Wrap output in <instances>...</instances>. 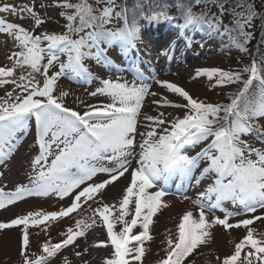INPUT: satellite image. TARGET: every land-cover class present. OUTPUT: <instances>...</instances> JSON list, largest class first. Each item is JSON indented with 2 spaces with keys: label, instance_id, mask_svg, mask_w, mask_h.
<instances>
[{
  "label": "snow or ice",
  "instance_id": "1",
  "mask_svg": "<svg viewBox=\"0 0 264 264\" xmlns=\"http://www.w3.org/2000/svg\"><path fill=\"white\" fill-rule=\"evenodd\" d=\"M229 2L231 7H226L224 0H213L216 13L203 9L197 13L192 10L195 0L188 3L178 0L179 15L173 16L167 4L150 3L145 11L142 4L129 9L118 5L116 0H53L54 6L61 9L59 16L65 21L64 30L38 35L35 29L46 20L35 11L34 5H0V14L19 15L23 19L27 13L33 20L29 30L0 15V34L11 37L16 49L7 56L11 66H0V87L13 86L0 96V159L14 151L20 139L18 134L26 133L33 120L39 147V154L32 160L35 175L30 177L31 186L20 184L12 192L0 188V209L25 197L49 192L60 199L71 197V202L58 210L29 211L0 222V230L19 228L21 264H50L69 246H73L72 254L79 264H90L85 258L90 254L89 247L76 250L79 247L76 242L79 238L87 239L88 230L97 224V219L106 229V239L91 247L111 249L103 264H143L145 242L153 240V217L162 207H168L163 200L166 186L176 176L180 178L177 192L205 179L210 183L194 201L199 205L198 218H194L192 211L183 213L175 235L170 233L162 241L166 244L165 255L156 264H184L194 250L208 243L210 229L216 225L225 230H245L230 254L216 257L218 264H264V235L258 236L252 227L255 221L264 219L255 215L258 208L264 210V148L252 147L243 139L253 131L264 132L258 124L264 118V75L255 59L242 71L216 67L196 70L197 77H215L214 87L242 85L230 93L227 103L198 100L175 83L157 80L161 87L185 102H173L162 96L152 104L157 108L182 109V114L165 115L157 111L156 115H149L143 111L145 98L157 95L150 91V85L118 79H103L102 86L90 94L110 97V103L89 104L83 113L65 106L63 98L67 92L54 94L62 76L92 78L85 59L112 65L107 56L109 48L118 46L123 53L135 49L142 42V28L153 23H168L181 36L187 31H200L210 37L228 36L226 46L247 52L244 45L252 37L247 29L252 27L257 13L247 0ZM225 15L231 17L227 25L223 23ZM177 20L182 23H176ZM61 56L66 60L61 61ZM56 63L59 71L49 75V69ZM17 69L22 70L19 75ZM242 72L248 74L246 79ZM37 74L42 80L37 79ZM137 75L142 76L139 72ZM141 128L146 130L140 131ZM202 143L204 146L195 155L187 154V149ZM126 174L130 181L119 206L104 203L101 197L106 187ZM225 201L240 206L252 218L232 223V213L225 210L223 218L209 219L205 210L220 209ZM81 209L90 214L81 215L74 225L62 231L63 239L58 242L46 239L37 251H32L30 225H45L46 233L48 222L70 218ZM129 216L130 220L126 218ZM117 222L122 225L118 231ZM138 225L141 230L134 232ZM60 264L72 261L63 256Z\"/></svg>",
  "mask_w": 264,
  "mask_h": 264
},
{
  "label": "rangeland",
  "instance_id": "2",
  "mask_svg": "<svg viewBox=\"0 0 264 264\" xmlns=\"http://www.w3.org/2000/svg\"><path fill=\"white\" fill-rule=\"evenodd\" d=\"M3 3H11L15 6L21 5H34L35 11H37L46 22L39 28L35 29V34H39L42 31H56L55 27L60 23L59 7L54 6L53 0H0V5ZM41 4L48 5L47 7H41ZM7 20L21 24L22 26L32 30L33 20L31 17L24 13V18L21 19L19 15L13 16L8 13L0 14ZM146 25V23H145ZM149 26H151L150 29ZM147 33L150 35L151 41L155 42L156 46L151 49H147L145 59L150 63L149 69H138L134 72H129L126 66H121L120 70L113 71L98 66L91 72L92 78L80 82V77L71 81L67 77L62 76L57 81L55 95L59 96L62 91L67 92L68 95L63 98L65 106L71 107L77 111L83 113L86 110V106L89 104L100 105L110 103V97L105 95H90L97 88L101 87V81L103 79L120 80L121 82L127 81L128 83L135 82L139 84L150 85V91L156 93V96H148L145 98V106L143 111L149 115H156L157 111H162L167 115L172 113L173 115L182 114V109H175L172 107H160L152 104L153 100L160 99L162 96L167 97L168 100L184 103L182 97H179L175 93L169 92L166 88L161 87L157 80L169 81L183 87L188 91L193 98L203 100L209 103H217L223 101V93L225 86H213L216 84V78L209 79L205 76H196V70L199 68H220L226 67L225 62L227 59L222 54L215 50L206 52L205 48H202L203 53H200V48L196 43H187L183 50L185 54L184 59L178 56V49L174 52L169 59H166V54L170 50H175L173 41L168 35V23L160 22L153 23L145 26ZM152 30V32L150 31ZM176 41V40H175ZM171 42V43H170ZM170 44V45H169ZM174 45V46H173ZM203 47V46H202ZM16 50L14 47V41L6 34H0V66H11V62L7 60V56L11 51ZM180 50V47H179ZM166 52V54H165ZM177 53V54H176ZM112 56H115V60L121 59L119 52H112ZM124 60V59H123ZM46 62V61H45ZM127 69V70H126ZM224 70V69H223ZM22 70L17 69V75ZM26 71V70H24ZM59 71V63L54 64L49 69V75ZM137 72L142 74L138 76ZM37 79L42 80V77L37 74ZM12 85L0 87V96L5 94V91L11 90ZM264 126V120H263ZM146 129L141 128L140 131ZM20 139L17 142V146L14 151L4 159H0V188H3L5 192H12L20 185H30V177L35 175L32 168V160L39 153V147L36 143V129L34 121H30L28 131L24 134H18ZM140 137L137 136V142ZM207 143V142H205ZM204 144L197 145L195 148L187 149L188 155H195L196 152L202 148ZM261 148H264L262 145ZM138 150V149H137ZM198 174V173H197ZM101 177H97L99 179ZM130 181V176L126 174L112 185L107 186L102 193V200L104 203L115 204L119 206V201L122 198L123 190ZM180 183L179 176L174 177L169 181L166 186L167 195L163 198L168 207H162L159 212L153 217V224L151 226L152 241L145 242V248L147 249L146 255L143 260V264H156V261L165 255L166 244L162 243L164 238L170 233L174 236L176 233V225L179 223L180 217L185 211H192L194 218H198L199 205L194 203L197 200L199 193L204 190L210 180L205 179L199 185L186 186L182 192H177L176 185ZM162 186V182L161 185ZM35 196V195H34ZM29 196L23 200H18L14 204L8 205L3 209H0V222H8L18 215L26 214L29 211H54L60 207H66L71 202V197H65L60 199L54 192H49L47 195H39V197ZM187 196L188 199H183ZM214 199V198H213ZM134 210V209H133ZM225 210L232 213L230 222L235 223L236 220L244 218H252V214H244L241 207L234 205L231 202L225 201L220 209L209 212L207 209L206 214L211 219L213 216H220L223 218ZM86 209H81L79 213L71 214L70 218H63L55 222L47 223V232L43 230L45 225L31 226L30 240L32 251H37L38 245L44 240L51 238L52 242H58L63 239L60 235L67 227L74 225L76 219H79L81 215H88ZM118 215V213H114ZM255 215L264 216V210L257 209ZM131 219V216L126 217ZM122 227L120 223H116L115 230H119ZM256 229L257 235H264V219L255 221L252 225ZM139 225L133 229L134 232L140 231ZM211 236L207 244L201 245L199 248L193 251L189 257L184 261V264H218L216 257L223 258L224 255L230 254L233 250L235 243L242 238L245 234L244 229H229L225 230L223 226L216 225L210 229ZM21 233L19 228L0 230V264H21L19 257V241ZM106 239V229L102 223L97 219V224L93 228L88 230L87 239L79 238L76 244L79 246L76 250H80L83 247H89L90 254L86 256L89 259L90 264H103L105 257L110 255V248H94L97 241ZM73 246L62 250L57 257L50 261V264H60L63 256H68L72 264H79V261L73 256Z\"/></svg>",
  "mask_w": 264,
  "mask_h": 264
},
{
  "label": "trees",
  "instance_id": "3",
  "mask_svg": "<svg viewBox=\"0 0 264 264\" xmlns=\"http://www.w3.org/2000/svg\"><path fill=\"white\" fill-rule=\"evenodd\" d=\"M116 2L118 5H126L129 9H132L134 5L142 4L144 6L145 11H147V8L150 3L167 4L170 15L173 16L179 15V11L176 7L178 0H116ZM183 2L188 3L189 0H183ZM224 3L226 7H231V3L229 2V0H224ZM247 3L251 4L257 13V16L253 20L252 27L247 29V31L252 32V37L248 39L244 45L247 48V52L240 51L235 47L226 46L229 40L228 36H225L223 38H221L218 35L210 37L209 35L200 31H187L184 33L183 36H181L178 29L168 24V30H169L168 35L170 36L171 39L172 38L174 39L173 44L178 46L177 48L176 46H174L175 49L174 51L170 50V47H168L169 53L166 54L167 56L166 59H169L170 56L174 54L176 49H178L179 51L178 56H180V58L182 59L186 58L185 54H183V50L185 46H187L186 45L187 43L194 42L200 48L199 54L203 53L202 48H205L206 52L215 50L218 53L222 54L223 57L228 60V62H225L226 67L223 68L225 71H242V69L245 66L250 65L253 59H255L257 63L262 66L261 75H264V0H247ZM195 5L196 6H194L192 10L197 13L200 12L202 9L205 11H210L211 13H216L218 11L217 7L213 4V0H195ZM60 11L61 9L59 8V12ZM60 18H61L60 23L54 29L58 33L64 30L63 25L65 23L63 17ZM230 19L231 17L229 15H225L223 17V23L227 25ZM140 23L142 25H145L146 22L141 20ZM176 23H182V20H177ZM141 38H142V42H138L136 48L127 51V53H123L118 46H113L109 48L107 51V56L110 58L111 61H113L112 65L97 63V61L92 58L85 59L84 64L86 67H88L90 73L93 72V70L98 66H101L106 69H111L113 71H117L120 70L122 65L125 66V63L135 68L138 67V69L141 70L143 68L149 69L151 66L149 61L147 60L148 58L145 59L146 52L147 49H151L152 47H155L156 44L155 42L151 41L150 36L147 33L145 27L142 28ZM239 39L242 40V38ZM113 51L120 53L121 56L120 61L114 59L115 56H112L111 54ZM60 60L64 61L66 60V57L61 56ZM91 75L93 74L91 73ZM247 75H248L247 73L242 72L243 78L246 79ZM66 77L72 81L76 80V82H78L77 77L72 78L69 75H66ZM80 79H81L80 82H83L85 80L83 78ZM224 86H225V90L223 93L224 100L223 101L221 100L217 103L229 102L230 93L236 91L242 85L238 83H232V84H225ZM263 120L264 118L258 120V124L262 128H264ZM243 139L246 140L252 147L261 148L262 145H264V132L253 131L251 134L244 136Z\"/></svg>",
  "mask_w": 264,
  "mask_h": 264
},
{
  "label": "bare ground",
  "instance_id": "4",
  "mask_svg": "<svg viewBox=\"0 0 264 264\" xmlns=\"http://www.w3.org/2000/svg\"><path fill=\"white\" fill-rule=\"evenodd\" d=\"M151 28V26H149V28L148 29H150ZM151 32H152V30H150ZM153 42H154V40H153Z\"/></svg>",
  "mask_w": 264,
  "mask_h": 264
}]
</instances>
